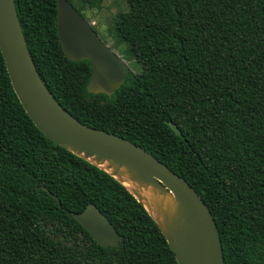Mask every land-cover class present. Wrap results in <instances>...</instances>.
<instances>
[{
	"label": "trees",
	"instance_id": "16d2710c",
	"mask_svg": "<svg viewBox=\"0 0 264 264\" xmlns=\"http://www.w3.org/2000/svg\"><path fill=\"white\" fill-rule=\"evenodd\" d=\"M68 1L85 16L86 0ZM126 2L114 46L141 71L108 96L87 90L88 60L64 55L56 1L14 0L35 68L60 104L186 179L215 219L224 264H264V0ZM88 203L114 226L118 246L98 245L69 214ZM0 264H178L120 181L35 126L1 53Z\"/></svg>",
	"mask_w": 264,
	"mask_h": 264
},
{
	"label": "water",
	"instance_id": "95a60500",
	"mask_svg": "<svg viewBox=\"0 0 264 264\" xmlns=\"http://www.w3.org/2000/svg\"><path fill=\"white\" fill-rule=\"evenodd\" d=\"M55 1L57 37L64 55L73 61L88 60L91 74L87 90L111 96L128 76V65L100 38L91 22L70 1ZM0 53L20 104L46 137L86 160L87 156H95L126 164L137 172L140 179L171 192L180 202L186 213L175 235L176 248L160 228L178 264H224L215 219L208 205L186 179L123 136L80 122L49 91L28 51L14 0H0ZM166 123L182 137L175 123ZM69 214L98 245H119L118 232L93 203H88L81 212L70 211Z\"/></svg>",
	"mask_w": 264,
	"mask_h": 264
},
{
	"label": "bare ground",
	"instance_id": "6f19581e",
	"mask_svg": "<svg viewBox=\"0 0 264 264\" xmlns=\"http://www.w3.org/2000/svg\"><path fill=\"white\" fill-rule=\"evenodd\" d=\"M86 158L121 181L144 204L176 248L175 235L186 211L172 193L140 179L137 172L126 164L108 158L98 159L95 156Z\"/></svg>",
	"mask_w": 264,
	"mask_h": 264
},
{
	"label": "rangeland",
	"instance_id": "374dc122",
	"mask_svg": "<svg viewBox=\"0 0 264 264\" xmlns=\"http://www.w3.org/2000/svg\"><path fill=\"white\" fill-rule=\"evenodd\" d=\"M77 4V0H73ZM83 6L85 17L98 31L100 38L112 47L126 62L130 71H141L140 64L134 59L125 56L122 47L114 46L113 19L117 12L127 10L126 0H86ZM73 2V3H74ZM74 3V4H75ZM75 4V5H76Z\"/></svg>",
	"mask_w": 264,
	"mask_h": 264
}]
</instances>
